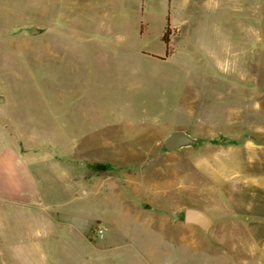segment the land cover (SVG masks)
I'll return each mask as SVG.
<instances>
[{"label": "rangeland", "instance_id": "374dc122", "mask_svg": "<svg viewBox=\"0 0 264 264\" xmlns=\"http://www.w3.org/2000/svg\"><path fill=\"white\" fill-rule=\"evenodd\" d=\"M0 94L47 205L0 264H264V0H0Z\"/></svg>", "mask_w": 264, "mask_h": 264}, {"label": "crops", "instance_id": "0c3cea01", "mask_svg": "<svg viewBox=\"0 0 264 264\" xmlns=\"http://www.w3.org/2000/svg\"><path fill=\"white\" fill-rule=\"evenodd\" d=\"M5 103L6 98L0 94V108ZM21 140L16 124L0 115V203L20 206L16 213L22 210L28 212L36 208H47V205H42L46 195H42L41 190L44 187V180L38 173V163L31 162L33 154H36L39 148L26 147ZM2 234L3 229L0 228V242ZM9 246L15 249V253L16 249L27 248L28 254L25 258L27 262L33 256V248L35 250L42 248L37 241L32 240L20 244L13 242ZM15 257L17 258L16 254Z\"/></svg>", "mask_w": 264, "mask_h": 264}, {"label": "water", "instance_id": "95a60500", "mask_svg": "<svg viewBox=\"0 0 264 264\" xmlns=\"http://www.w3.org/2000/svg\"><path fill=\"white\" fill-rule=\"evenodd\" d=\"M43 29L33 27L31 33L39 34ZM200 139L192 136L184 129H177L170 133L164 140L165 147L170 150H178L185 147L195 146L199 143ZM146 209H153L154 207L147 203ZM183 219L186 224L196 225L204 232H207L213 225V218L210 214L202 208L190 206L184 210Z\"/></svg>", "mask_w": 264, "mask_h": 264}, {"label": "trees", "instance_id": "16d2710c", "mask_svg": "<svg viewBox=\"0 0 264 264\" xmlns=\"http://www.w3.org/2000/svg\"><path fill=\"white\" fill-rule=\"evenodd\" d=\"M163 40H164V42H165L166 44H169V39H168L167 35H165V36L163 37ZM103 168H106V167H103Z\"/></svg>", "mask_w": 264, "mask_h": 264}, {"label": "built area", "instance_id": "2783aa9c", "mask_svg": "<svg viewBox=\"0 0 264 264\" xmlns=\"http://www.w3.org/2000/svg\"><path fill=\"white\" fill-rule=\"evenodd\" d=\"M103 231H104V229H102V228H100L99 230H98V233H103Z\"/></svg>", "mask_w": 264, "mask_h": 264}, {"label": "flooded vegetation", "instance_id": "af4514ba", "mask_svg": "<svg viewBox=\"0 0 264 264\" xmlns=\"http://www.w3.org/2000/svg\"><path fill=\"white\" fill-rule=\"evenodd\" d=\"M200 142V141H199ZM164 147H165V145H164ZM166 148V147H165ZM167 149V148H166ZM168 150V149H167Z\"/></svg>", "mask_w": 264, "mask_h": 264}]
</instances>
